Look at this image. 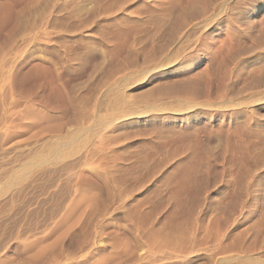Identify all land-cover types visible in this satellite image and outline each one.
Here are the masks:
<instances>
[{
    "label": "rangeland",
    "instance_id": "rangeland-1",
    "mask_svg": "<svg viewBox=\"0 0 264 264\" xmlns=\"http://www.w3.org/2000/svg\"><path fill=\"white\" fill-rule=\"evenodd\" d=\"M193 2L0 0V264H264V0Z\"/></svg>",
    "mask_w": 264,
    "mask_h": 264
},
{
    "label": "bare ground",
    "instance_id": "bare-ground-1",
    "mask_svg": "<svg viewBox=\"0 0 264 264\" xmlns=\"http://www.w3.org/2000/svg\"><path fill=\"white\" fill-rule=\"evenodd\" d=\"M204 0H194L193 4H192V9L193 10H198V7L200 6L201 3H203ZM192 10V11H193Z\"/></svg>",
    "mask_w": 264,
    "mask_h": 264
}]
</instances>
